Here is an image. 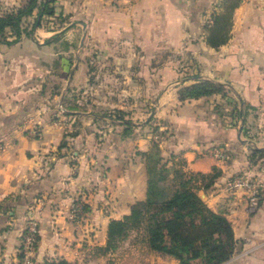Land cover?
Masks as SVG:
<instances>
[{"label":"crops","instance_id":"0c3cea01","mask_svg":"<svg viewBox=\"0 0 264 264\" xmlns=\"http://www.w3.org/2000/svg\"><path fill=\"white\" fill-rule=\"evenodd\" d=\"M59 1L73 20L66 29L39 27L32 37L0 45V264H20L22 233L32 217L40 230L37 264H180L152 251L136 231L101 254L111 221L123 220L146 199L142 153L155 134L137 120L125 135L120 121L89 112L51 118L50 102L63 103L87 85L89 45L95 47L99 93L116 95L110 96L112 108L153 105V116L169 130L161 142L165 157L182 158L189 172L221 170L199 195L233 225L237 247L225 264H264V157L250 162L253 150L264 151V0H242L231 38L219 48L208 45L204 26L221 0ZM21 4L0 0V15ZM64 41L67 48L60 46ZM201 80L225 85L227 96L181 101L179 91ZM55 84L62 94L45 97L41 89ZM237 101L240 109L249 107L242 134L241 118L231 114ZM216 148L230 158L217 159ZM242 175L261 186L256 206L246 190L232 186ZM76 202L87 208L73 219Z\"/></svg>","mask_w":264,"mask_h":264},{"label":"trees","instance_id":"16d2710c","mask_svg":"<svg viewBox=\"0 0 264 264\" xmlns=\"http://www.w3.org/2000/svg\"><path fill=\"white\" fill-rule=\"evenodd\" d=\"M55 0H27L18 8L0 15V45H12L24 37H32L34 30L42 26L45 16H54L52 4ZM242 0H221L208 17L204 31L210 47L219 48L229 42L235 10ZM35 17L32 27L24 26V21ZM225 85L208 80H201L179 91L181 101L221 94L227 96ZM242 102L233 104L231 114L243 120L248 113L240 109ZM118 119L124 126V134L130 135L137 127L132 121H126L121 111ZM122 115V116H121ZM102 116V115H101ZM112 118L103 116V118ZM158 129L154 130V134ZM76 136V133L71 135ZM245 136H248L245 131ZM67 147L63 142L61 148ZM228 153V151H227ZM145 160L148 186L147 196L135 203L131 214L123 220L111 221L108 242L101 254L115 251L119 243L131 232H141L150 249L164 256L172 257L180 264H225L235 254L237 240L232 223L221 214L208 207L199 192H208L216 183L222 172L214 168L211 173H194L185 169V161L171 155L165 157L161 143L152 140L148 152L142 153ZM264 157L263 150H253L251 164H256ZM87 206H84L86 210ZM49 264H72L66 260Z\"/></svg>","mask_w":264,"mask_h":264},{"label":"rangeland","instance_id":"374dc122","mask_svg":"<svg viewBox=\"0 0 264 264\" xmlns=\"http://www.w3.org/2000/svg\"><path fill=\"white\" fill-rule=\"evenodd\" d=\"M22 2H23V4H21V6H23L27 2V0H22ZM52 6L55 9V15L54 16H45L43 19L41 27H43L46 30L54 31V32L63 31L69 25L72 24L73 20H72L71 16L62 12L59 0L58 1L55 0V2L52 4ZM34 20H35L34 16L27 18L24 21V26L32 27V25L34 24ZM35 30H34V32H35ZM33 36H34V34H33ZM57 40H59V39H57ZM67 43H68L67 41H64L60 45L61 48L62 47L67 48V47H65ZM76 47H78V46L76 45L74 48H76ZM85 53L87 54V60H86L85 64L87 66L86 67L87 70H89V74L87 77V85L85 87L78 85V87L74 88L71 91V93L69 94V96H67V99H65V101H63V103L62 102L61 103L60 102H56V103L50 102L48 105L49 106L52 105V106L48 112L49 113L51 112L50 113L51 118L57 117L58 119L64 120L67 117L66 116L67 110H70V111L72 110V111H80L83 113L89 112L91 114H99L102 116H106V115L109 116L110 115V117H112V118L106 117L105 119L109 120V122L111 124H116L118 122V120H115V119H118V117H119V114H117L116 111H121L122 115L124 114L123 118L126 121H137V120L138 121H146L154 109L153 105H149L148 110H145L146 108L142 109L141 104L134 106L133 109H131V110L130 109L120 110L117 108L116 109L112 108L110 106V96L115 97L116 95H109V94L105 95V94L99 93V89L97 88L99 79L98 78L95 79V76H94L95 69H97V66H98L97 65L98 63H96L94 61L95 47L93 45H89L88 48L86 49ZM72 59L74 60L73 55H72ZM72 59L70 61L71 65L74 64ZM58 65H61V63L59 62L56 64V62H55V67H57ZM71 68H72V66H71ZM107 81H108V79H107ZM53 87H55V88H53ZM51 88L52 89H49V90L45 89V87H43L41 89L42 92L43 91L45 92V93L43 92L45 94V97H48V95H50L51 93L57 94L59 96L62 94V91L60 90L61 86H58L57 84H55ZM49 97H51V95ZM100 98L102 100H100ZM151 98H152V96H151ZM51 99H54V97L48 99L47 101H51ZM59 99H60V97H59ZM150 101H152V99ZM162 124L159 125L158 119H156L155 116H152V118L145 124V126L143 128L150 131L151 133H154V130L158 129V133H156L153 136L152 140H158L161 143L163 141V138L169 132V130L166 129L165 126ZM161 127H163V129H161ZM34 130H37V129L35 128Z\"/></svg>","mask_w":264,"mask_h":264},{"label":"built area","instance_id":"2783aa9c","mask_svg":"<svg viewBox=\"0 0 264 264\" xmlns=\"http://www.w3.org/2000/svg\"><path fill=\"white\" fill-rule=\"evenodd\" d=\"M33 136L39 135V130H33ZM212 154L221 161H227L229 153L225 149L216 148ZM232 186L237 189L246 190L249 193V201L252 206L259 203L261 186L258 182L247 175H242L234 179ZM84 204L76 202L72 210V218L78 219L83 215ZM39 222L36 218H29L22 233V243L20 247V264H37L36 253L39 245Z\"/></svg>","mask_w":264,"mask_h":264},{"label":"water","instance_id":"95a60500","mask_svg":"<svg viewBox=\"0 0 264 264\" xmlns=\"http://www.w3.org/2000/svg\"><path fill=\"white\" fill-rule=\"evenodd\" d=\"M155 114V111H153L152 113H151V115L148 117V119L144 122V124H146L151 118H152V116ZM241 125H240V132H241V134H242V132H243V128H244V120H243V113H242V115H241ZM133 124V123H132ZM247 143H249V144H252V142L251 141H246ZM201 197V196H200Z\"/></svg>","mask_w":264,"mask_h":264}]
</instances>
